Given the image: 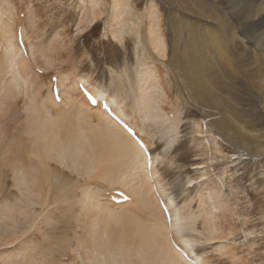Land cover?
I'll use <instances>...</instances> for the list:
<instances>
[{"label": "rangeland", "instance_id": "obj_1", "mask_svg": "<svg viewBox=\"0 0 264 264\" xmlns=\"http://www.w3.org/2000/svg\"><path fill=\"white\" fill-rule=\"evenodd\" d=\"M209 1L219 12L220 20L197 11L191 0H130L131 9L124 16L126 28L120 44L111 36L116 25L112 17L114 0H102V15L94 25L85 15L82 0H0V101H5L8 89L13 88V82L8 80L10 70L3 62L6 36L12 33L23 55H28L31 61L30 43L26 41V34V38L22 36L27 29L38 54V62L35 65L32 59L31 68L45 85H40L41 94L45 96L49 89L53 93V78L57 79L59 89V74H65L68 76L65 90L74 89V98L80 106H65L71 96L59 89L60 107L50 108L53 120L70 116L59 126L65 144L90 132L106 135L104 117L99 110L88 109L79 91L80 84L86 85L90 92L104 91L106 96L118 99L127 115L125 122L135 129L157 158L159 184L172 196L177 208L189 206L198 212L201 201L207 197L204 203L208 204V197L216 188L225 196L229 210L216 214V224L218 229L232 231L233 235L227 239L226 233L218 234L207 241L200 236L194 244L198 257L188 254L199 264H264V161L240 154L233 143L216 133L209 119L200 117L198 108L181 89L178 78L157 58L146 40V35H162L167 48L171 49L174 35H204L206 46L201 53L206 55L210 75L217 82L215 88L225 102L232 104L228 111L237 116L236 126L241 125L240 131L244 133L247 129L253 135L256 133L255 142L261 144L264 141V89L261 86L253 90L251 82L243 81V67L259 66L241 62L237 51L227 50L225 40L233 34L258 62L264 63V0ZM151 6L153 10L148 14ZM173 17L177 21L173 22ZM18 32L27 53L19 44ZM44 53H58L55 68L45 69ZM229 67L235 78L228 74ZM145 72L158 79L164 94L159 106L177 123L176 132L142 119L140 86ZM150 95L154 96L152 92ZM12 96H15L13 90ZM97 100L99 106L94 108H101L105 101L114 116L119 114L111 107L109 99L97 97ZM8 103V110L0 104V110H4L0 113V264H95L97 261L91 260L94 256L95 260L101 259L100 254L104 252L110 263L158 264L153 250L139 255L137 227L132 228L130 224L146 223L144 214L155 218L152 208L144 209L131 193H125L130 202L123 205H113L110 198L107 199V192L113 193L114 189L125 192L120 184L109 182L107 169L119 166V163L112 164L113 159L104 162L106 167L100 169L101 174L97 172L92 176L74 174L67 167L50 162V169L55 173L50 180L58 182L61 191L57 193L52 187L47 188L35 199L36 204L28 215L15 213L16 221L11 220L15 202L22 207L24 204L15 199L21 194L14 187L16 175L12 170L9 172L6 164L14 152H25L40 143L35 142V136L25 128L31 105L27 106L24 93ZM38 103L39 98H36L32 106ZM197 124L200 134L196 132ZM210 135L218 139V156ZM153 203L151 201L150 205ZM43 206L48 210L46 213L42 211ZM128 224L131 229L126 228ZM199 225L200 222L196 227L201 230ZM177 243L182 247L179 240ZM110 255L113 261L108 258Z\"/></svg>", "mask_w": 264, "mask_h": 264}, {"label": "bare ground", "instance_id": "obj_2", "mask_svg": "<svg viewBox=\"0 0 264 264\" xmlns=\"http://www.w3.org/2000/svg\"><path fill=\"white\" fill-rule=\"evenodd\" d=\"M129 1L130 0H114L113 4L112 17L116 25L113 30V35L111 36L120 44L123 42V33L126 28L124 16L131 9ZM191 2L198 8L196 9L197 11L220 20L221 17L219 12L212 7L209 0H191ZM103 3L102 0H82L83 8H86L85 15L89 16L90 19L89 23L94 25L99 20L102 15L101 6L104 5ZM150 10H153L152 6L148 9V14ZM201 17L205 16L202 15ZM172 20L175 22L177 18L173 17ZM178 32L179 30L177 33ZM25 34L27 35L26 41L30 43V47L28 48L31 52V61L28 55H23L17 42H15L11 36L13 34L8 32L3 51V62L7 64L10 70L8 80L13 82L12 90L15 96L24 93L27 106L28 104L31 105L30 111L26 115L27 123H25V128L32 136H35V142H39L40 144L34 148H28L26 150L27 152H14L12 158L9 160L8 164H6L9 168V172L12 170L11 173L16 175L15 178L13 177L15 179L14 187H16L17 191L22 195H20V197H15V199L17 201L20 200V202L24 204V207H22L21 204L18 206L19 203L15 202L12 209L11 220L16 221L17 218L14 216L15 213L28 215L32 209V205L36 204L35 199L42 196L50 187L55 189L57 193L61 191V185L56 181L50 180V177L55 174L50 169V162H56L64 168L67 167L72 170L73 173L76 172V174H82L83 176H92L94 173L97 174L103 166L106 167L104 162L113 159L114 163L112 164L119 163V166L115 164L116 169L113 168L114 166H111L110 169H107L108 167L106 168L108 170L107 175H109L110 178L109 182L111 185L118 183L125 190L124 192L120 189H114L113 192L121 191L123 193H131L144 209H147V207L152 208V213L155 215V218H151L144 214L146 223L138 225L130 223L132 228L137 227L136 237L140 238V248L138 247L139 255L150 253L153 250L158 264H199L194 259V256L196 258L198 257V255L194 253V244L198 241L197 239H201L200 236H203L207 241L218 234L226 233L225 237L230 239V236L233 235L232 231L227 230L228 232H225L220 230L216 224V214L218 212L226 213L229 210L223 192L216 188L209 195L208 204L204 203L207 197L201 201L198 212H195V210L189 206L177 208L172 196L159 184L161 176L158 177V172L156 170L157 158L154 154L149 152L146 146L147 152L150 154L151 163V168L147 169L146 153L141 150L125 132L123 129L125 127L124 124H122L121 121L117 122L116 115L123 120L127 118L121 106L122 104L118 99L106 96L103 93L104 91H91L96 99L97 97L101 98V100H104V98L109 99L110 105H112L111 107L119 114L116 113L115 116L113 115L115 119L114 117L111 119L101 108L91 107L86 101V98L83 99L88 109L99 110L104 117L106 126L104 132L106 135L90 132L91 134L79 136L75 142H68L65 144L63 142V133L59 126L64 125V122L68 121V117L70 118V116L67 117V115H65L56 120L52 119L50 108L60 107V105L54 100L53 93L50 92V89L45 96L40 92V85L42 87L45 85L42 84L40 76L31 68L32 59L33 63L35 65L37 64L38 54L33 46L34 44H31V34L28 33L27 29L24 31V35H22L26 38ZM137 36L139 37V35ZM146 37L149 46H151L153 52L157 54V58H161V62L166 63L173 74L178 78L181 89L189 95L187 98L198 108L200 117L209 119L216 133L228 143H233L240 154L248 158L252 156V158L255 157V159L264 161V145L263 147L261 146L264 141L261 139V142L263 141L261 144L258 141L255 142L254 135L256 133L253 135V132L250 130L246 129L244 133L240 131L241 125H239V127L236 126L237 116L232 115L233 113L228 111V108H230L232 104L225 102V99L223 100L221 98L222 94L218 92L214 86L217 82L210 75L212 71L206 64V55L204 56V53H201V50L206 46L204 35H174V47L171 49L167 48L166 40L162 35H146ZM225 46L229 51H237L238 58L241 62L254 63V65L259 66L251 67V65H247L243 67V81L247 83L248 81L251 82L253 90H259L261 86L264 89V63L258 62L255 56L250 53L233 34H230L225 40ZM169 52H171V55L167 54ZM45 53L42 62L44 67H46L45 69L55 68L56 61H59L55 58L58 53H52L50 55H45ZM220 61L223 62V58H221ZM227 72L232 78H235V73L230 67L227 68ZM59 76L58 88L66 93L67 96H71L70 99L66 100L65 106L68 105L71 108H80V106H78V101H76L73 95L74 91L72 90L74 89L71 88L72 92L65 90V82L68 76L65 74H59ZM141 81L143 82L140 86L143 106L142 119L151 122L155 126L166 127L165 129L169 132H176L178 129L177 123H174V119L169 117L159 106L164 94L162 92L163 90L159 88L158 79L151 73L145 72L144 76L141 77ZM227 84L230 85V83ZM9 87H11L10 84ZM12 90L8 89L6 100L0 101V104H4V110L5 107L8 110L7 107L10 105L8 100L15 97L12 96ZM151 92L154 94L153 97L150 95ZM243 94L246 93L244 92ZM253 97H255L254 94ZM36 98H39V103L38 105L32 106ZM97 106H99V103H97ZM4 110H0V113ZM66 128L68 127H64V129ZM196 130V132L200 134L199 124L196 125ZM210 136L216 146H214V148L218 156L220 155V145L219 142L217 143L218 139L213 135ZM198 137H200V135ZM234 138L235 141L233 140ZM105 151H111L113 156L112 154L107 155ZM214 155L216 154L214 153ZM121 169L125 170L121 172L119 171ZM155 194L164 197L166 200L165 203L168 204L170 210V223H167L158 201L155 199ZM23 198H25V200H22ZM151 201H154L153 205H150ZM182 204H184V202H182ZM45 210L48 211L46 207L42 209L44 213H46ZM199 222L201 230L199 227H196ZM130 226L128 224L126 228H130ZM127 231L130 232V230ZM197 235H199V237ZM177 240H179L182 247L185 249V253H180L173 247V243L178 245ZM151 241L152 243H150ZM200 242H202V240H200ZM151 244L152 246H150ZM106 251H108V249H106ZM188 252L192 255L195 254L193 258ZM105 254V252L104 254H100L102 258L98 260H95L97 258L94 256L95 259L92 257L93 260L91 261H97L98 263L99 260H103L104 264H118L117 262L114 263V257H111V255L108 256V258L113 262L110 263L111 261H106L107 254ZM103 262L98 264H103Z\"/></svg>", "mask_w": 264, "mask_h": 264}, {"label": "snow or ice", "instance_id": "obj_3", "mask_svg": "<svg viewBox=\"0 0 264 264\" xmlns=\"http://www.w3.org/2000/svg\"><path fill=\"white\" fill-rule=\"evenodd\" d=\"M57 98H59V97H57ZM150 166V165H149Z\"/></svg>", "mask_w": 264, "mask_h": 264}]
</instances>
